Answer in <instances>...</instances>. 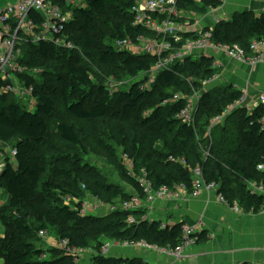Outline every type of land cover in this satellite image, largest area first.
Returning <instances> with one entry per match:
<instances>
[{"label": "trees", "instance_id": "1", "mask_svg": "<svg viewBox=\"0 0 264 264\" xmlns=\"http://www.w3.org/2000/svg\"><path fill=\"white\" fill-rule=\"evenodd\" d=\"M219 4L218 0H178V8L184 13L217 9ZM135 5L136 0H86V8L78 10L76 20L66 28L75 49H61L44 41L22 46L21 65L28 71L41 70L34 79L22 78L34 86L33 109L16 96L3 93L6 83L0 78V143L17 149L16 158L8 159L0 173V190L9 197L0 207V223L5 228L0 259L4 264H74L66 249L41 248L44 237L40 233H48L49 227L56 230L59 243L69 242L71 251H96V264H148L138 258L125 262L103 256L105 240L145 242L171 249L182 245L180 224L163 230L160 222L144 219L142 211L83 217L81 204L70 207L63 203L68 195L78 199L84 196L82 186L71 189L69 181L75 176L77 182L81 176L74 169L60 167L62 153L76 148L87 152L83 136L88 138L89 125L100 124L107 117L117 121L119 134L108 139L121 142L123 153L133 162L132 170H128L119 161L122 175L136 195H142L137 179L143 172L156 190L166 187L175 191L181 185L191 188L194 170L202 168L207 181L221 185L220 192L230 206L239 204L254 214L263 209L264 198L251 195L247 184L264 182V173L258 171L264 164V106L251 115L240 109L238 113L244 114L235 131L228 126L217 127L211 142L205 135L212 121L243 97L241 91L224 85L205 93L194 124L184 123L180 115L188 105L184 97L202 91L204 82L220 75V70L213 68L215 59L202 56L174 64L157 74L150 90H141L146 80L136 81L152 71L157 58L119 51L116 46L124 39L147 35L143 27L133 25ZM33 18L39 21L38 16ZM194 38L198 36L182 34L177 46ZM260 40H264V15L258 18L250 12L220 22L210 31L212 44L237 45L248 54L252 43ZM94 67H105L113 76L129 77L133 80L130 89L110 92L106 83L97 86L92 76ZM177 95L180 99L171 102ZM60 103L64 104L63 115L57 112ZM232 116L225 124H230ZM104 141L99 144L108 158L120 159L119 151ZM81 169L96 176L89 165ZM88 190L93 197L111 203L121 204L134 196L99 182ZM130 218L138 223L131 225Z\"/></svg>", "mask_w": 264, "mask_h": 264}, {"label": "built area", "instance_id": "2", "mask_svg": "<svg viewBox=\"0 0 264 264\" xmlns=\"http://www.w3.org/2000/svg\"><path fill=\"white\" fill-rule=\"evenodd\" d=\"M194 1L199 3L202 0ZM84 8H86V5L83 0H18L16 4L0 10V78L6 83L3 93L16 96L18 100L25 102L28 106H35L34 86L28 85L22 78L27 76L34 79L41 73V70L32 69L28 71L21 65L22 46L29 42L38 44L44 41L50 42L61 49H75L74 43L66 34V28L68 24L76 20L77 11ZM132 13L134 15L133 25L143 27L147 31V35L140 34L135 39H124L119 41L116 46L119 51H128L133 55H151L157 58V64L152 71L146 77L141 75L136 81L142 82L141 77L146 80L140 86L143 91L152 88L160 71L168 69L174 64L184 63L186 59L196 60L202 56L213 58L215 59L214 69H218L221 66L219 61L216 60L217 55H223L232 61H239L251 68L264 61V40L254 41L250 46V54H248L237 45L212 44L210 32L204 33L200 31L197 33L196 29L183 32L182 29L185 28L180 21L183 16H181L182 12L178 8V0H144V2L134 6ZM35 16H38L39 21L33 18ZM185 33H194L193 35H197L198 38L189 39L185 44L177 46L181 41L182 34L184 35ZM217 79H219V76L214 80L204 82L203 90L196 92L192 97H184L188 101L187 107L180 115L184 123L194 124L199 102L205 94L204 91ZM180 97L179 95L175 96L171 102H177ZM244 106V97L230 105L222 116L212 121L205 137L212 142L214 129L223 127L226 120ZM261 106H264V94H261L256 99V107L251 108L252 110L248 114H253ZM261 124L264 128V119ZM16 156L17 149L15 147L6 146L5 148H0V173L5 169L7 160L14 159ZM123 158L126 168L132 170V160L126 155ZM258 171L264 173V164L258 167ZM137 183L142 195H134L131 200L119 204L120 209L118 211H142L145 213L144 219H147V215L152 212V207L157 203V200L165 197L197 200L204 193L216 195L221 203L229 205L225 196L220 192L221 185L207 181L202 168L194 170L191 188L181 185L175 191H171L166 187L156 190L146 172H143L138 177ZM247 190L251 195L264 198L263 181L247 184ZM65 200L67 206L70 207H74V203L81 204L80 214L83 217L97 216L102 213V210L108 209V205L97 197L83 199L82 201V199L68 195ZM230 208L235 213L242 211L239 204H234ZM260 212L264 213V207ZM129 223L135 225L136 221L130 218ZM180 225L183 234L182 245L176 249L151 246L145 242L137 244L140 247L148 246L154 252L171 257L175 264H184L189 259V249L197 244L201 233L197 226H189L184 223ZM168 227L170 226L165 223L161 225L163 230ZM44 234L48 233L41 232L40 236L45 238ZM60 244V248L57 247L58 249H66L69 254L79 253V250L76 249L71 251L69 242L66 240ZM123 244L126 247L135 245L127 241H124ZM108 251V245H103L101 254L107 256ZM44 258L46 257L44 256Z\"/></svg>", "mask_w": 264, "mask_h": 264}, {"label": "crops", "instance_id": "3", "mask_svg": "<svg viewBox=\"0 0 264 264\" xmlns=\"http://www.w3.org/2000/svg\"><path fill=\"white\" fill-rule=\"evenodd\" d=\"M17 1L0 0V10L16 4ZM218 1L220 4L217 9L183 12V16L188 18L185 24L182 23L184 28L206 33L213 30L218 23L230 21L245 12L253 13L258 18L264 14V0ZM194 33L185 35L191 37ZM216 60L221 65L218 68L220 80L209 88H216L220 82L232 85L243 94L247 107L244 106L242 110L244 113L250 112L251 108L256 107V99L264 94V61L251 68L239 61L229 60L223 55H217ZM238 111L235 113L239 115ZM5 147L0 143V148ZM173 200L172 203L165 200L155 204L152 211L158 208L155 213L147 215L150 218L146 220L164 221L168 218V222L166 220L164 223L170 227L184 223L197 226L200 233L206 232L210 235L208 237L210 242L207 245L196 244L189 249V259L184 264H264V213L254 214L247 211L235 213L230 205L221 203L213 194L204 193L197 200L178 198ZM214 235L215 239L212 240ZM155 253L149 256L150 260L147 263L175 264L171 257Z\"/></svg>", "mask_w": 264, "mask_h": 264}, {"label": "rangeland", "instance_id": "4", "mask_svg": "<svg viewBox=\"0 0 264 264\" xmlns=\"http://www.w3.org/2000/svg\"><path fill=\"white\" fill-rule=\"evenodd\" d=\"M83 1L85 2V5H86V0H83ZM142 2H144V0H136V4H140ZM181 12H182V10H181ZM181 14H182L181 16H183V12ZM186 19H188V18H185L184 16L181 17V19H180L181 23L185 24ZM182 30H183V32L187 31L186 29H182ZM111 74H112V72L105 67H101V68L100 67H94V69L92 71L93 80L97 84V86H100V85H103L106 83V86H107L108 90H110V92H118L120 90L125 91V90L130 89V84L133 81L132 79H130L127 76H125L123 78L122 76L118 77V76H113ZM140 79L144 80L143 77H141ZM219 80H220V78L217 79L210 86L215 85ZM203 86H205V85H203ZM210 86H208L207 88H209ZM216 86H215L216 88H214V89L222 88L224 86V84H221V82H220V85H216ZM214 89L213 88H211V89L209 88V90L206 89L204 91V93H206L207 91L212 92V91H214ZM94 91L96 93L97 89H95ZM28 107H32V105H29ZM57 112L60 115L64 114L65 110H64V104L63 103L58 104ZM245 112L248 113L249 111H245ZM240 114H242V113H240ZM239 115L237 113L233 114V116L231 117V120H230V124L229 125L225 124L224 126H228L229 130H231L232 132L235 131V125L239 121ZM83 125L85 126L86 124L83 123ZM89 126H90V128L87 130V131H89L87 133L88 138L86 139L85 136H83V142L86 144L87 152L81 151V150L76 148V149H72L71 151H67L65 153H62V156H64L63 157L64 162H62V165L60 167L74 169V171L76 172L75 174H79L81 176V177H79L77 182L75 181V176L72 180L69 181L71 189L75 190L79 186H82L81 188L83 190L84 199L93 198L92 192L88 189L92 188L94 186L95 182H99L105 188L107 186H110L113 190H115V189L119 190L120 189V190L124 191L125 193L136 195V191L127 182V180H125V178L122 175V172L120 170L121 165H120L119 161H122L123 165L125 166V161L123 158L125 156V154L123 153V151L121 149V142L116 141V139L115 140L114 139H108V137H113V136L119 137L118 136L119 135L118 130L116 128L117 121L116 120L114 121L111 118L107 117L103 121H101L100 124H96V125L94 124L93 126L92 125H89ZM95 128H97V129H95ZM95 131H97L98 134L99 133L103 134L104 136L101 137L100 135L96 134ZM101 139L105 140L109 144V146L116 148L119 151V155L121 158L120 159L118 158L117 160H113V159L108 158L107 153L102 149V147L99 144ZM11 147H14V146H11ZM57 152H59V150H57L56 153ZM57 156H59V153H57ZM75 156H79V160L76 161ZM83 165L91 166V168H93V172H94V174H96V176L92 177V172H90L88 174H85L84 172H82L81 168L83 167ZM101 193H103V190L101 191ZM8 198H9L8 195L3 190H0V207H2L7 202ZM64 198H66V197H64ZM101 199H103V198H101ZM173 199H177V198L165 197L163 199L157 200L156 204H158V202H160V201H165V200H170L169 202L172 203V202H174ZM82 201H83V199H82ZM101 201L105 202L108 205V209L101 211L102 216H111V214H113L115 211H118L120 209L119 202L111 203V202H109V200L107 201L106 198H104ZM63 203L65 205H67L65 199H63ZM152 208H154V206ZM157 208L158 207H156V209ZM156 209H155V211H156ZM240 209H242V212L245 211L244 208H242L241 206H240ZM155 211H152L149 214H153V212L155 213ZM152 217H153V215H152ZM152 217H151V219H152ZM148 218H150V217H148ZM166 220L168 222V218H166ZM166 220L162 221L161 219H158V221L161 223V225H163L164 222H166ZM137 223L138 222L136 221L135 224H137ZM48 230H49L48 234H44L45 238L41 239V242H40L41 248L46 250V251L51 250L54 247L60 248L61 244L57 241L56 230L53 227H49ZM201 234H204V236L201 239V241L198 240L199 242H197V245L198 246L207 245L208 242H210V240L208 239V237L210 235L206 232L201 233ZM4 235H5V228L0 223V238L3 237ZM204 237H206V238H204ZM214 237H215V235L213 236L212 240L215 239ZM123 242L124 241H121V242L120 241H110V243H109L108 240H105L103 242V245L104 246L108 245V248H109L108 255L106 257L120 259V260H123L125 262H129L135 258L141 257L142 260L148 262L150 260L149 256H151V254H156L154 252V250L150 249L148 246H141L140 247L139 244H135V245H132V247H126L125 244H123ZM103 245H102V247H103ZM80 251L81 250H79V253L77 252L76 254H70L74 258V264H96L95 258L97 256H99V255H97L98 253L96 251H94V250L93 251H91V250L81 251V252ZM46 259H49V257H46ZM0 264H4L3 259H0ZM150 264H153V263H150Z\"/></svg>", "mask_w": 264, "mask_h": 264}, {"label": "bare ground", "instance_id": "5", "mask_svg": "<svg viewBox=\"0 0 264 264\" xmlns=\"http://www.w3.org/2000/svg\"><path fill=\"white\" fill-rule=\"evenodd\" d=\"M168 225V224H167Z\"/></svg>", "mask_w": 264, "mask_h": 264}]
</instances>
